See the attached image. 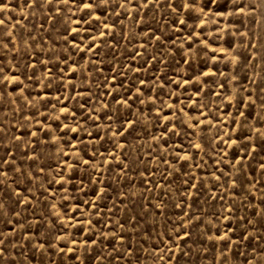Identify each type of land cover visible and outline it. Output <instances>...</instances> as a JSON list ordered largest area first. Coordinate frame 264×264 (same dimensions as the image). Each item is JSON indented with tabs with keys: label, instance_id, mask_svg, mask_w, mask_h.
<instances>
[{
	"label": "rangeland",
	"instance_id": "374dc122",
	"mask_svg": "<svg viewBox=\"0 0 264 264\" xmlns=\"http://www.w3.org/2000/svg\"><path fill=\"white\" fill-rule=\"evenodd\" d=\"M0 264H264V0H0Z\"/></svg>",
	"mask_w": 264,
	"mask_h": 264
}]
</instances>
